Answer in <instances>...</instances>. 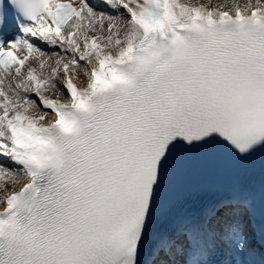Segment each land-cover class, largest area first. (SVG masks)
<instances>
[{
	"label": "snow or ice",
	"instance_id": "snow-or-ice-1",
	"mask_svg": "<svg viewBox=\"0 0 264 264\" xmlns=\"http://www.w3.org/2000/svg\"><path fill=\"white\" fill-rule=\"evenodd\" d=\"M257 153L264 0H0V264H264V183L184 180Z\"/></svg>",
	"mask_w": 264,
	"mask_h": 264
},
{
	"label": "rangeland",
	"instance_id": "rangeland-1",
	"mask_svg": "<svg viewBox=\"0 0 264 264\" xmlns=\"http://www.w3.org/2000/svg\"><path fill=\"white\" fill-rule=\"evenodd\" d=\"M241 2H243V0H241Z\"/></svg>",
	"mask_w": 264,
	"mask_h": 264
}]
</instances>
